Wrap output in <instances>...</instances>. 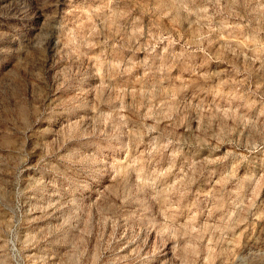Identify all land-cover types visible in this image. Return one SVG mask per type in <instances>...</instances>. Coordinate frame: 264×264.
<instances>
[{
	"label": "rangeland",
	"instance_id": "obj_1",
	"mask_svg": "<svg viewBox=\"0 0 264 264\" xmlns=\"http://www.w3.org/2000/svg\"><path fill=\"white\" fill-rule=\"evenodd\" d=\"M0 264H264V0H0Z\"/></svg>",
	"mask_w": 264,
	"mask_h": 264
}]
</instances>
